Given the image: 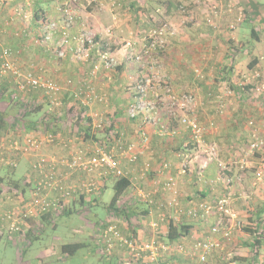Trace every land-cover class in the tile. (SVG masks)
Here are the masks:
<instances>
[{"label": "crops", "instance_id": "1", "mask_svg": "<svg viewBox=\"0 0 264 264\" xmlns=\"http://www.w3.org/2000/svg\"><path fill=\"white\" fill-rule=\"evenodd\" d=\"M2 1V5L0 6V66L2 63V51L4 49H9L11 52L10 61L13 63L14 67L23 72V74L30 73L35 77L49 79L63 87L58 98L60 101L59 105L55 108V110L58 108L60 111H63L64 109L67 112L71 106H75L74 109L76 110L77 105L75 103L77 100V95L75 91L80 90L81 88V86H78L79 82L77 80L83 81V78L80 77V74L83 75L81 71L83 70V67H77L70 64L71 62H69V60L72 61L71 54H68V56L65 59L59 61V63L54 61L55 59L49 52L53 49L51 47V41H45L43 45H39L37 44L38 42L34 40V38L37 35H40L42 31L40 18L43 17L44 19L46 18L50 20L59 18L58 8L57 6H54L56 0H25L26 2H24V0ZM197 2L198 0L193 1L194 4ZM172 5L176 6V2H165L162 5L161 3H158L157 7L159 9L156 11L162 15L161 6H164L163 9H165V15L170 16ZM122 6L125 8L123 9ZM119 7L124 11H129L130 13L132 12L131 14L134 16V23L131 19L127 18L123 12H121L119 15L112 14L109 10L111 7L109 9H93L90 13L88 23L92 26L90 32L95 35L94 40L96 42L105 39V31L103 30L104 28L101 27L107 26V24H109L115 28L117 25L115 21H117V19V27H120V35L121 33H124V37L128 36L130 38L131 34L138 33L142 26V13L150 8V6H147V3L145 2L137 4L132 1L126 5L120 3ZM195 8L197 10H201V13L198 11V13L191 16L189 12L185 17L179 18V20L173 19L174 23L169 24V26L174 28L171 30L172 35H169L167 38V53L162 57L165 56L163 58V64L167 72L165 77H167L169 80L168 82L175 89L188 88L189 90L196 93V97H198L197 99L201 101L204 100L206 92L216 91V87L220 85V88L222 89V85L224 87L226 84H229L231 79L229 80V78H227V80L224 81L225 75L228 76V71L225 70L226 64L227 67L229 66V63L226 62V56L228 54L233 56V54L230 51V53H228L227 47H225V42L228 40V33L225 29L226 22H228L230 19L229 16L225 15L220 19L213 18V28L218 29L219 27H225L224 30L219 33L208 28V26L211 25L206 23L207 19L204 18L206 14H204V11L200 8L199 4L195 6ZM112 9L113 8H111V10ZM18 11L24 12L23 15L26 14L27 17H19ZM155 21L156 20L154 17L153 20L147 21V24H151ZM104 22L107 24L104 25ZM78 31V26L74 25L71 30V34L76 35ZM111 31H113V29H111ZM177 33L179 35H177ZM52 37L56 39L58 38V34L54 33ZM131 42L134 43L133 41ZM207 43H212L213 45H210L214 47V50H211L210 48L207 49ZM121 62L122 64L117 66L112 71L108 70L110 72L100 70L96 76L91 77L89 76L90 66H88L89 72L84 73L87 75V80H85L92 84L98 94L104 95V92L107 93L108 91L112 93V102L109 103V105H105L106 110L103 109L105 111H102L100 104L94 107H92L94 105L92 104L90 107H88V111L86 109L85 110L87 116L92 119V124L96 120L106 122L108 121V118L116 121L114 124V130L117 132V136L115 141H111V146L113 148L112 150L116 152V157L120 160L121 168L123 169L126 177L131 180L138 175L139 170L145 163H149L151 165V171L149 172L146 179L141 180L140 182H131L130 188L118 202L123 203L126 201L131 208L128 221L123 218L121 221L122 228L126 229L124 233H131L129 232L130 228L128 224L129 222H135V226L133 227L134 232L132 233L138 237V239H149L150 237L154 236L151 233L152 231L150 230L149 223L153 220H157V214L159 212L158 206H161L160 211L165 214L166 219L164 222L159 223V231L156 233V236L157 238H161L162 242L166 241V235L170 223H172L173 226H176L177 224L185 226V229L181 231L182 236L176 242L185 244L186 248H188L194 240L214 238V236L211 235L209 231L212 224L217 221L216 213L213 212L210 218L203 221L189 217L186 215V210L198 206L201 203H208L214 207L213 203H215L219 197L217 194L220 195L218 191H220V188L226 189L224 184L220 182L216 183L215 181L219 174L218 161L228 164L226 162L233 159L237 162V156L240 155V152H244V148L248 146L250 129L246 128L245 130H242L239 126L242 120L241 111L243 107H245L244 95L238 91H234V93H236L235 95L239 98V100L236 102L237 110L233 113L232 117H228L227 115L221 119L223 126L227 122H232V124L228 123V126H226V128L228 127L227 129L224 128L221 131L215 130L214 133H212V131L210 133L206 132L208 135L204 137V140L206 141L204 142L211 143L208 142L209 139L213 141L211 144L215 145L217 150L216 160L208 161L207 159L202 160V158H199L197 161H195V163L191 162L190 168L187 169L184 175H179L177 170L179 162H177V158H179L180 154L184 152L181 151L182 149L176 150L178 147L174 142L175 136H160L157 127L153 126L147 131L150 138L149 143L144 149H141L138 142V132L136 129H133L132 125L137 122L138 119L132 120L122 117L120 109L122 105L126 106L127 102L125 101V97L123 96L121 90L125 84L124 76L126 73V67L124 65L126 61L122 60ZM232 65L233 74L231 76L234 77L237 76L239 68L242 67H240V65H238V63L235 61H233ZM245 69H249V67L247 66ZM196 71L202 74V76H200L202 78L203 75L206 77L212 76L214 82L209 80L207 82H199L195 78L196 75L194 76V72L196 74ZM67 80H72L74 82V85L71 87V89L66 86L65 82ZM17 88L18 84L16 86L15 81L10 74L2 75L0 72V142L7 143L9 140H17L18 138H22L27 134L39 132L37 125L39 126L41 124V119L44 116L47 117L46 115H50V118H52V115L48 114V111L53 112L54 108H51L49 101H47L46 98H43V93L41 91H32V93H41V98L34 99L35 97H33V99H29V97H25L24 94H21L22 92L17 91ZM10 91L13 92V96H10ZM28 92L29 91L25 92L26 96L29 94ZM29 103H33L36 105V107L41 106V109L39 112L32 113L29 116L21 119L20 115L23 111L22 105ZM246 108L252 110L256 109L250 108L249 106H246ZM258 109L259 112H261L260 110L263 108L260 107ZM204 112L205 111H203V113ZM253 113H255L256 118H258L257 115L259 113ZM260 114L262 115V112ZM68 115L69 114L64 115L58 113L55 118H58V123H63V119H66ZM158 119L159 118L156 117L157 121L160 120ZM203 119L205 121L209 120L207 117H203ZM45 120L47 122L48 119ZM256 125L259 129V132L262 134L263 125L257 122ZM36 128L38 129L37 131L35 130ZM93 132L95 133V131ZM113 132L110 134L112 135ZM186 135L188 138L187 132L180 130L176 136H178L177 138H185ZM64 139L65 141L70 139V136L67 135V132L64 135L62 133V140ZM185 141L183 140V145ZM129 143L136 145L135 153H137V160L135 162H129L127 159V154L124 152V149ZM67 145H69V143L64 144L62 142H56L54 144L46 145L45 147L42 146L43 148L40 152L47 155L49 158L58 160L59 158L68 156L71 144L69 147H67ZM31 160V158H21L18 169H20L22 166L28 168L31 164ZM163 162H168L170 164V169L161 174L158 173V170L159 166ZM0 167L3 169L8 168L2 165H0ZM226 174L230 177L231 169ZM167 176L173 177L175 181L177 191L176 198L179 203V211L168 206V202L171 198L166 196L162 189L164 179ZM254 184L255 182H252L253 187H259L260 182H258L257 186H254ZM227 191L228 190L226 189L225 193ZM145 194H149V199L152 201V204L145 203V200L141 198V195ZM239 195L240 194L237 196ZM95 196L97 195H91L88 199H85V201L88 202L91 200V197ZM235 196L236 195L233 194V199ZM239 199L240 197H237L233 200V203L234 201L236 202L234 203L233 208L230 209L229 214L233 216L235 222L239 223L241 221L243 222V220H246V223L249 224L250 220L248 218L252 217V221H257L259 223V230L264 235V207H259V209L252 208V211H248V214H245L246 210L243 212L239 209L242 208V204L238 201ZM98 201L100 200L98 199ZM86 202L83 201L82 205L78 199H74L70 203V211L72 212L71 215H65L62 218L72 217V215L76 212L77 206L85 207L87 204ZM9 207L10 204L8 202L7 205L3 203L0 208V214L4 209ZM39 224L45 228L47 222L39 219L38 221L30 223L29 227L31 228H28V231H31L29 232V236L26 237L27 240H30V238L31 240H34L39 236L40 233H34V230L39 227ZM23 237L25 240V235H22L20 239L22 240ZM91 238L92 236L89 239L90 241H95V239L93 240ZM13 239L17 241L18 237L14 236ZM252 241L253 239L247 234L246 231H244V229L235 230L231 244H229V247H227V249H233V251L230 252L233 257L229 263H226V260L229 259H227L228 257L225 255V252H213L208 256L205 264H248L249 262H253V264H264V240H262L263 242L260 245L257 255L252 256V259H250L251 257L249 251H251L250 248ZM78 242L80 241L76 240L69 243ZM97 250L98 249L95 244V251L97 252ZM115 251L117 252L116 249ZM94 255L97 254L95 253ZM117 261L118 260L116 259L115 255H112L110 259L111 264H115ZM127 261H129L128 258ZM41 262H43V260ZM195 262L196 260L191 259L186 254H183L167 257L164 264H193Z\"/></svg>", "mask_w": 264, "mask_h": 264}, {"label": "built area", "instance_id": "2", "mask_svg": "<svg viewBox=\"0 0 264 264\" xmlns=\"http://www.w3.org/2000/svg\"><path fill=\"white\" fill-rule=\"evenodd\" d=\"M79 0H63L62 4L58 7L59 18L52 19L49 23L43 25V31L41 37L43 42L51 41L52 46H56L54 56L57 59L66 57V53L69 47V39L71 35V29L76 22V9ZM201 1V0H199ZM198 1V3H199ZM0 0V6L2 5ZM119 5V4H118ZM113 4L112 6H118ZM205 6L203 0L199 3V6ZM207 8V7H206ZM233 5L230 3L225 5L224 8H219L217 5L209 3L208 10L210 14H206V19L210 27L213 26V18H221L232 12ZM184 10L183 7L179 8ZM20 13H18V16ZM24 18L26 16L24 15ZM240 21V17L237 19ZM169 27V25H167ZM166 25L157 26L156 29H152L146 35V44L144 50H140L138 54L130 53L129 59L140 62L143 56L152 51H158L166 44L163 39L165 35H172L170 29ZM235 22L231 21L227 30L229 32L234 31ZM54 33L59 35L58 39H54L52 36ZM76 41L77 46L74 50V56L79 57L81 55L82 60H87L89 57V51L94 47V39L85 37L81 34L77 38H73ZM38 42V41H37ZM41 43V41H40ZM107 49V47H106ZM128 49L133 51V48L128 44ZM55 50V47H54ZM53 51V50H52ZM144 53V55H142ZM11 52L9 49H4L1 53L2 63L0 66V72L2 75L10 74L14 79L21 77L26 81V84L18 83V89L23 90H42L43 95L49 101L50 106H58L57 98L55 95L59 91V87L51 80L35 77L32 74L21 76L19 71L14 67L10 61ZM98 63L103 65L106 70L112 68V59L106 51L98 52ZM97 62V61H96ZM94 63L91 68L90 75H96L98 66ZM246 73L242 75L241 79L237 82V86L241 91H251L256 97L262 96L264 99V73L260 67L256 65L254 68L246 69ZM197 76L199 72L196 71ZM132 90L135 94L134 102H132L126 110L127 116L134 119L138 116L142 117V124L138 130V142L141 149H144L149 143L148 134L145 131V125L153 122V126L157 127L160 136H174L177 134V130L171 126L170 123L177 122L178 125L187 130L190 133L191 142L198 148H200L207 156L208 160L214 161L217 158L216 148L212 145H207L203 141L204 129L188 115H180L179 119H176L174 113L169 115V121L167 124L156 123V117L150 118L148 112L156 109V103H164L168 110H172L173 107L180 109H186L192 104H196L195 98L190 93H183L181 96L174 95L172 89L168 85L161 86V95L155 93L153 85L150 84L148 77L138 78L134 80ZM70 83V81H69ZM17 84V83H16ZM227 89V88H226ZM229 90V88L227 89ZM153 94L156 99V103L147 101L149 94ZM105 103V97L97 94L93 88L86 87L82 93V104L90 107L93 103ZM222 106L219 105V112L221 113ZM154 114L155 111H153ZM264 116V112H263ZM264 122V120H263ZM263 132L259 133V129L253 120L248 121V127L250 129V137L248 141L247 154L258 155L254 171V182H260L264 172V123ZM53 142V136L51 133H45L39 138L34 136H26L24 142L21 144L18 140H9L6 142H0V165L15 169L17 164L14 160L15 157H34L31 163V172L35 176V187L30 192L29 196L23 197L22 195L4 194L0 197V208L2 204H10L9 208L4 209L0 214V233H7L9 236L21 237L27 232L29 223L36 221L44 214L51 212H60L69 200H71L75 194L84 195H97V192L103 186L104 180L107 177L121 178L126 177L123 169L121 168L120 161L114 157L111 151H106L104 147L95 146L91 150H75L71 154L69 159L47 158L39 154V151L44 144ZM10 156V157H7ZM124 152L127 154L129 162H135L137 160V153H135V145L129 144L126 146ZM228 165L218 161L219 174L215 179L216 183L220 182L225 187H230L231 178L227 176V172L230 171ZM170 169L168 162H163L159 166L158 173ZM178 174L184 175L187 171V163H182L178 167ZM151 171V165L145 163L139 170L138 178L140 180L146 179ZM85 175L83 181L73 180L74 175ZM135 180V178H134ZM131 182H134L131 179ZM162 189L166 193H170L176 197L177 191L175 187V181L173 177L167 176L164 179ZM227 189V188H226ZM140 197V196H139ZM175 197H172L168 202V206L179 211V203ZM141 198L145 200V203L152 204L148 195H141ZM230 196L223 197L217 200L211 206L208 203H201L198 206L189 208L186 210V215L191 218L199 220H207L210 218L213 212L217 214V221L210 227V234L214 238H205L202 240H194L188 248L183 243H167L157 240V234L159 231V223L165 221L166 216L160 211L161 206H158L157 220H153L149 223L151 233L154 235L149 239H128L126 238L115 225V221L112 217L108 220V226L102 231L101 238L104 244L105 252L110 254L115 249H123L125 254L129 257V262L133 264H158V261L166 252H176L179 254H186L190 258H195L198 264H205L208 256L212 252H217L223 249L224 245H228L232 239V230L241 229L239 222H234L233 216L229 214L227 209ZM15 200V201H14ZM22 234V235H21ZM21 242L27 243L22 238ZM128 261L124 264H131Z\"/></svg>", "mask_w": 264, "mask_h": 264}, {"label": "rangeland", "instance_id": "3", "mask_svg": "<svg viewBox=\"0 0 264 264\" xmlns=\"http://www.w3.org/2000/svg\"><path fill=\"white\" fill-rule=\"evenodd\" d=\"M131 1L134 3H137V4L145 2V3H147V6H150V8L148 10H146L145 12L142 13V18H141L142 26H141L140 31L138 33L131 34L130 38L127 36L128 37L127 38V37H124V35H125L124 33H121V35H120V32H119L120 27L119 28L117 27L118 19H117V21H115V23H117L115 28H113L112 26L107 24L106 23L107 21H106V22H104L105 23L104 25L107 24V26L101 27V28H104L103 30L105 31V35H106L105 39L98 41L97 42L98 44H96L97 51H99V52L100 51H106V53H108V55H110V57L112 59V62H111L112 68L109 69L110 71H112L117 66L122 64V62H121L122 60L126 61L125 65H124L126 67V73L124 76L125 84H124L123 88H121V90H122L123 96L125 97L124 99L127 102L126 105H128V106L132 102H134L135 94L132 90L133 83L135 82L134 80L138 79L140 77L141 78L148 77L150 84L153 85L152 91L160 94L161 95L160 98L164 99V96H162V92L160 91V88L163 84L171 85L168 82L169 80L167 79V77H165V74L167 73L165 70L164 64H163V58L165 56L162 57L164 54L166 55V53H167L166 52L167 51V45L166 44H167V38L169 37V35L164 36L165 39H163V41L166 44L164 45L163 48L159 49L158 51H152L151 53H147L145 55L143 53L142 55H144V56H143L142 61H140V62L130 60L129 59L130 53L134 52L135 54H138V52H140V50L142 48H143L142 49V51H143L145 49L144 46L146 44V39H145L146 35L148 34V32L150 30L156 29L157 26H159V25L160 26H162V25L167 26L170 23L173 24L174 23L173 19L179 20V18L185 17L189 12H190L191 16L198 13V11H199V13H201L200 12L201 10H199V9L197 10L195 8V6H197L203 0H201V1L198 0L199 3L197 2L195 4L193 3L194 0L193 1H191V0H79L78 6L76 9L77 23L74 24V25L78 26L79 31L76 34L75 38H77L81 34L85 35V37H88V38H92V39L95 38V35L92 32H90L92 26L89 25V23H88L89 18H90V13L93 9H99V8L109 9L111 7V8H113L112 10H114V11H112L111 8L109 9L112 14L119 15L121 12H123L126 15V17L131 19L134 23V16L131 14L132 12L130 13L129 11H124V10L120 9V7H119L120 3H123L124 5H126L127 3H131ZM204 1H205V6L207 8H208L209 3L217 5L219 8H224V6L229 4V3L231 5H233L232 12L226 14L229 16L230 19L228 20V22H226V29L225 30L228 33V35H227L228 40H226L227 42H225V45H226L225 47H227L228 53L230 51L233 54L234 61L236 63H238V65H240V67H242V68H239V72H238L237 76L232 77V76L228 75L227 78H229V80L235 79L236 83H237L239 81V78L241 79L242 75L246 73L245 67H247L254 60H256L258 62V66L260 67L261 71H263V73H264V27H256L255 28V36L251 35V28L248 25H246V23L244 21V18H246V13L244 12L243 7L240 5L238 0H204ZM256 1L260 7H264V0H256ZM24 2H26V1L24 0ZM62 2H63V0H56L54 6H57V8H58L62 4ZM165 2H170V3L176 2V6L172 5V11H171L170 16L165 15V9H163L164 6H161V8H162L161 14L162 15H160V13L158 11H156L157 9H159L157 7V4L161 3V5H162ZM113 4H116V5L119 4V5L113 7L112 6ZM180 7H183L184 10H180L179 9ZM188 7H189V9H188ZM206 7L204 8L203 5L200 6V8L204 11V14L208 15V14H210V11ZM122 8L124 9L125 7L122 6ZM191 10H193V11H191ZM18 13H20L19 17L24 16V15L26 16V14L23 15L24 12L18 11ZM204 14H202V15H204ZM224 16L225 15H223L222 17H224ZM262 16H264V14H262ZM154 17H155L156 21L152 22L151 24H147V21L153 20ZM238 17H240V21L237 20ZM204 18H206V16H204ZM218 19H220V18H218ZM231 21H234L236 26H235L234 31L229 32L227 30V26ZM173 26H175V25H173ZM168 28L170 29V32H171V30L174 27L169 26ZM208 28L211 29L212 31H217V32L221 33L225 27H219L218 29L217 28L215 29L213 27L208 26ZM111 29H113V31H111ZM111 32H112V34H111ZM178 32H179V30H178ZM177 35H179V34L177 33ZM111 36H112V38H111ZM34 40L37 41L36 38ZM38 40H39V38H38ZM131 41H133L134 43H132ZM74 42H75L74 47L72 49H68L67 53L69 52V54H71L72 61L69 60V62H71L70 63L71 65H75L77 67H83L82 68L83 70H81L83 75L80 74L81 75L80 77L83 78V81L77 80L79 82L78 86H81V88H80V90L75 91L76 95H77V99L79 101H82V93L85 91L86 87L93 88V90L96 92V90L92 86V84H90L86 81L87 75L84 72L88 73L89 71H91V67L93 66V63L95 61H97L96 64L98 66V70L96 72V75L100 70H103V69H104L103 71H105V72H110V71L106 70L103 67V65H100L98 63L99 59L95 55H92V52H89V57L87 58V60H82L81 55H79L78 58L75 57L74 56V50L77 46V43H76V41H74ZM94 42H95V40H94ZM38 43L40 45L44 44V42L40 43V41H38ZM128 44H130L132 46L133 51H130L128 49ZM210 44H212V43H207V45H206L207 49L210 48L211 50H214V47L212 46L213 44L212 45H210ZM101 45L103 46L102 48H101ZM51 47L53 48L52 49L53 51L51 50L49 52L51 53V55H54L55 51H56V46H51ZM54 47H55V50H54ZM106 47H107V49H106ZM233 49H235L236 52ZM65 58L66 57L61 58V59L55 58L54 61H57L59 63V61L65 59ZM88 66H90L89 71H88V69H89ZM225 70L228 71L227 66L225 67ZM19 73L21 74V76L22 75L26 76V75L30 74V73L23 74V72H21V71H19ZM232 74L233 73L231 72L230 75H232ZM96 75H94V76H96ZM201 75L199 72V76H197V74H195V72H194V76L199 82H207L208 80L214 82L212 76L206 77L203 75V78H202V77H200ZM89 76H91V75L89 74ZM91 77H93V76H91ZM13 80L15 81V84L16 83L17 84L23 83V85L26 84V81L23 80L21 77H19V79L13 78ZM69 81H70V83H69ZM65 83H66V86L70 89L74 85V82L72 80H67ZM17 84H16V86H17ZM57 86L60 89L57 92V94L55 95V98H57V102L59 103L60 101L58 100V98H59V94L61 93L63 87H61L59 84H57ZM220 87H221V85L217 86L216 91L206 92L204 100L199 101L197 99L198 97H196V93L189 90L188 88H177V89H175L171 85L170 88L172 89L174 95L181 96V94H183V93H190L195 98L196 104L194 103V104L188 106V108H186V109H180L178 107H173L172 110H168L164 103L163 104L162 103H156L155 102L156 101L155 96L151 93V94H149L147 101H149L151 103H153V102L156 103V109L153 110V111H155L156 114H154L153 111H150V112H148V115L150 118L157 116V118L160 119V120L158 119L159 121H156L157 124L163 123V122L165 124H167V122L169 121L168 117L172 113L175 114L176 119H179L180 115L186 114L190 118H193L204 129L203 130L204 136L208 135V134H206V132L210 133L212 131V133H214L215 130L221 131L224 128H226V126H228V123H229V122H227L223 126V123L221 122L222 117L227 116V115H228V117H230V116L232 117L233 113L237 110L236 102L239 100V98H238V96L235 95L236 93H234V91H232L230 89L227 90L229 88L228 84H226V86H224V87L222 85V89ZM16 90L21 92L18 88ZM27 91L28 90H26V91L23 90L21 94H24L25 97H29V99L30 98L33 99V97H35L34 99H37V98L39 99L42 97L41 93H32V92H28L29 96L28 95L26 96L25 92H27ZM99 95H102V94H99ZM243 95L245 97V104H244L245 107H243V109L241 111L242 120H241V123L239 125L240 128L242 130L249 128L248 127V121L249 120H253V122H255V123L257 122L259 124H263L264 123L263 122V120H264V116H263L264 99L262 98V96L256 97L249 90H246V92H244ZM103 96L105 97L106 102L105 103L95 102V103H93L94 105L92 107L100 104L102 111H105L106 110L105 105H107V104L109 105V103L112 102V93H110V91H108L107 93L104 92ZM219 105L222 106V108H220L221 113L218 110ZM122 106H125V105H122ZM246 106H249L250 108H256V109L255 110L248 109V108H246ZM50 107L54 108L53 110L55 111L56 115L58 113L64 114V115L66 114V110H64V109H63V111L62 110L60 111V110H58V108L55 110V108L57 106H50ZM260 107L263 108L262 110H260L262 112V115L260 114L261 112H259V109H258ZM125 108H126V106L124 107V109ZM103 109H105V110H103ZM203 111H205V112L203 113ZM253 112L259 113L257 115L258 118H256V115ZM122 115L124 116L123 118L128 119L126 111H125V113H122ZM203 117H205V118L207 117V118H209V120L205 121L203 119ZM129 119H131V118H129ZM135 119H138V120H137V122H135L132 125H133V129H136L138 132L139 128L142 127L141 126L142 117H138ZM163 120H165V121H163ZM101 122L102 121H100V120H96V121H94L93 125L97 127L98 125L101 124ZM229 124H232V122ZM171 126H173L177 130V134H178V131L183 130L178 125V123L176 121L173 122ZM152 127H153V122L151 121L149 124L147 123L145 125V131L147 132ZM183 131H185V130H183ZM177 134H175V135H177ZM174 136H167V137H174ZM148 138H149V135H148ZM149 141H150V138H149ZM187 141H188V139H186V141L183 145V148H181L182 149L181 151H183L184 153L180 154L179 158H177L178 159L177 162H179L178 167L182 163H187V169H189L191 166V162L195 163V161H197V159H199V158H202V160H204V159L206 160L207 156L205 154H203V152L200 148L196 147L195 145H191L190 141H188V142ZM174 142H175V139H174ZM208 142L212 143L213 141L211 139H209ZM133 143H129V144H133ZM211 143H206V144L212 145L215 147V145H213ZM244 149H245V151L242 153L240 152V155L237 156L238 157L237 162H236V160H233V159L226 162V163H228L227 167H229L231 169L230 178H231L232 182H231V185L229 188L226 187L227 190L228 191L230 190V191L229 192L227 191L228 193L227 192L225 193L226 189L220 188V191H218L220 195L217 194V196H219L218 200L222 199L223 197H226V196L231 197L229 205L227 207L229 212H230V209L233 208L234 203L236 202V201H234V203H233V200L236 199L237 197H240V199L238 201L242 204L241 205L242 208H239V209L243 212L246 210L247 212L245 211V214H248V211H252L251 210L252 208L253 209H259V207H262V208L264 207V172H263V176H262V179L260 181L259 187H253L252 182L255 181V180L253 181V178H254V171H255L256 163L258 160V155H250V154L248 155L247 154L248 146L245 147ZM185 151H186V153H185ZM216 153H217V150H216ZM112 154L114 155V157H116V152L114 150H112ZM208 161H211V160H208ZM224 161H226V160H224ZM243 161L245 164L243 163ZM19 165L20 164H18V166L15 169H9V168L3 169L2 167H0V185L1 186H5V185H7V186L9 185V187L12 186V184L15 180L21 179L26 174L27 170H29V167L27 168L25 166L24 167L22 166L20 169H18ZM178 167H177V169H178ZM85 178L86 177L83 174L76 175V176L72 177L73 180H80V181H83ZM134 178H135V180H134ZM134 178H133L134 182H140L141 181L138 178V175ZM107 180H108L107 186L105 189L102 190V192L100 191V196H101L99 199L100 201H98L96 206L91 207L89 205L87 208L77 206L76 212L72 215V217H70V218L60 217L59 219H57L55 221V224H56L55 227L53 226V224L52 225L48 224L45 226V228H43L39 224V230H41V231L43 229L44 230L39 234L38 237H36L34 239V241L32 240V242H28V241H27V243L21 242L22 240L19 237L16 241L13 239L14 236H9L5 232H3L2 234L0 233L1 234V238H0V264H38L37 263L38 259L43 260L42 264H109L107 262H103L102 260L99 261L97 259L98 255H94L96 253L95 243L92 240L90 241L89 240L90 236H88L90 234V229L94 223H96L98 221H104L108 217L107 216L108 214H106V212H105L104 206H106L109 203V201L113 195V190H112L113 178L110 179V177H108ZM203 185H205V184H203ZM257 185H258V182L256 184H254V186H257ZM9 193H11V192H9ZM164 193L166 194V196H169L170 198L175 197L174 195H171L170 193H166V192H164ZM233 194L236 195L234 197V199L232 197ZM238 194H240V195L237 196ZM25 196H28V193L25 194ZM176 196H177V194H176ZM95 197H97V196H95ZM216 216H217V214H216ZM121 218H117V217L113 218V220L115 221L114 223L115 224L118 223V227H119L121 233L123 235H127L126 233H124L126 231V229L122 228L121 221L123 219H121ZM133 223H135V222H133ZM95 225H98V223H96ZM240 225H241L240 226L241 229H243L245 226H248V224L246 223V220H243V222L241 221ZM234 231L235 230L233 229L232 230V239H233ZM232 239H231V241H232ZM30 240H31V238H30ZM76 240H78L80 242L81 241H87L86 247L84 249L80 250L73 257H67V256L65 257V256L60 254V246L62 244H66V243L73 242ZM157 240L162 241L161 238H157ZM229 244H231V242ZM228 245H224L222 250L217 251V253L225 252V255H227V257H228L227 259H229V260H226V263H229V261L233 257L230 254V252H232L233 249L232 250L227 249V247H229ZM112 255L113 256L115 255L116 259L118 260L115 264L127 262L128 257L125 254L123 249H117V252L115 251V254L113 252ZM119 258H120V260H119ZM193 259L195 260V258H193ZM131 264H133V262ZM177 264H185V263H177ZM193 264H198V263L195 262Z\"/></svg>", "mask_w": 264, "mask_h": 264}, {"label": "trees", "instance_id": "4", "mask_svg": "<svg viewBox=\"0 0 264 264\" xmlns=\"http://www.w3.org/2000/svg\"><path fill=\"white\" fill-rule=\"evenodd\" d=\"M238 2L243 7L244 12L246 13V18H244L245 23H246V25H248L251 28V35L255 36V28L256 27H264V16H262V14H264V7H260L256 0H238ZM40 19L39 20L41 21V29H43V25L49 23L52 20V19L50 20V19H46V18H45L46 19L45 20L43 17ZM42 31H41L40 35H37L35 37L37 39V41L43 42V38L41 37ZM75 36L76 35H73V34L70 35L69 47L71 49L74 47L75 42H74L73 38H75ZM58 37H59V35H58ZM38 38H39V40H38ZM94 43H95L94 47H92L89 52H92V55H95L98 58V52L99 51H97V46H96V44H98V43L96 41ZM37 44H39V43H37ZM102 47L103 46L101 45V48ZM233 50L236 52L235 49H233ZM100 52H104V51H100ZM68 54H69V52L66 54V57L68 56ZM52 56L54 59L56 58L54 55H52ZM232 60L234 61L233 56L228 54L226 56V62L229 63V66H228V69H229L228 75L229 76H231L230 74H231L232 69H233V65H232L233 61ZM94 63H93V65H94ZM257 63L258 62L256 60H254L252 63H250L248 65V67L254 68L257 65ZM226 66H227V64H226ZM225 80H227L226 75H225L224 81ZM164 85H166V84H163L162 86H164ZM228 85H229L230 90L235 91V92L238 91L242 94L244 93V91H241V89L237 86L235 79L230 80ZM168 86H171V85L168 84ZM28 91L29 92L41 91L43 93V91L39 90V89L28 90ZM9 93H10V96H13L12 91H10ZM43 98H46V97L43 95ZM75 104L77 105V109L75 110L74 109L75 106H71L70 109H68L66 112V114H69L66 118L67 120L64 118L63 123L57 122L58 118L57 119L55 118L56 114H55L54 110H53V112L48 111V114H51L52 118H50V115H46L47 117L44 116L41 119V122H40L41 124L39 126L37 125V128L39 129L40 133L34 132L32 134H27V135L23 136L22 138L21 137L18 138L17 140L19 141V143L22 144L24 142V138L26 136H34L35 138H39L40 136H43V134H45V133H51L53 136V142L49 143V144H54L56 142L57 143L62 142L64 144L69 143V145H67V147H69L71 144L68 156L62 157L59 159H69L71 154H73V152L75 150L87 151V150L93 149V147H95V146L104 147L106 151H111L113 149L111 146V141L112 140L115 141L116 136H117V132H115V130H114V124L116 121H113L111 118H108V116H107L108 121H106V122L102 121L101 124L96 127L92 124V122H91L92 119L87 116L86 110L88 111V107L84 106L82 104V101H79L78 99L76 100ZM127 106L128 105H126L125 109H124L125 106L121 107V109H120L121 115H122V113H125ZM40 109H41V106L36 107V105H34L33 103L22 105L23 111L20 115L21 116L20 118L22 119L24 117L29 116L32 113H37L40 111ZM122 117H124V116L122 115ZM138 117H141V116H138ZM138 117H136V118H138ZM45 119H48L47 122ZM50 119H52L53 121ZM134 119H132V120H134ZM37 123H39V122H37ZM37 128L35 129L36 131L38 130ZM93 131H95V133ZM66 132H67V135L70 136V139L68 141L67 140L65 141V139L62 140V133L64 135ZM111 132H113L112 135L110 134ZM185 132H187L188 138H187V135L185 136V138H177L178 136L175 135V145L178 147V148H176V150L183 148V140L185 141V139H188V141H190L191 145H194L190 140V133L187 130H185ZM204 137L205 136L203 135V141H204ZM49 144H44V147L46 145H49ZM42 148L43 147H41V149ZM41 149H40V151H41ZM40 151H39L40 155L49 158L47 155L40 153ZM21 158H24V159L31 158L32 160L30 163H32L34 160V157H19V156L15 157L14 160H15L17 166L20 163ZM34 177L35 176L31 172V164H30L29 170H27L26 174L21 179L15 180L13 182L12 186L9 187V185L8 186L7 185H5V186L0 185L1 186L0 187V197L3 196L4 194H11V195L14 194L17 196L22 195L24 197L25 194H27V193L29 196L30 192L35 187L36 180ZM107 178L104 180L103 186L97 192V197H91V200L86 202L85 199H88L90 196L84 195V194H75V195H73L74 197L71 200H69L66 204H64V206L60 212L56 211V212L44 214L40 217V220L42 219L45 222H47V225L53 224V226L55 227V225H56L55 220L57 218L63 217L65 215H68V216L71 215L72 212L70 211V209H71L70 203L74 199H78L80 204H82L83 201L86 202L87 203L85 206L86 208L89 205L91 207L96 206V204L98 203V199H100V197H101L100 191L102 192V190L105 189L107 186V181H108ZM111 178H113V184H112L113 195H112L109 203L106 206H104V209L106 210V214H108L107 215L108 217L104 221L96 222V223H98V225H95L96 223H94L90 229V234H89L90 237L92 236L91 239H93V240L95 239L94 243L96 244L97 249H98L96 254L98 255V257H100V258H98V260L99 261L102 260L103 262H107L109 264L111 263L110 259H111L112 253L115 250H113L110 254H107L105 252V248H104L105 246H104L102 238H101V233L108 226V220L110 217H112V218H115V217L121 218L122 217L123 219H126L128 221V216H129V213L131 210L130 205H128L126 201L123 203H118L121 200L122 196L125 195L127 190L130 188L131 180L128 179V177L114 178L111 176L110 179ZM9 192H11V193H9ZM25 197H27V196H25ZM85 207H83V208H85ZM248 219L250 220V223L248 224V226H245L243 229L253 239L252 244H251V248H250L251 251H249L250 252L249 254L251 257L250 259H252V256L257 255V252L260 249V245L263 242L262 240H264V235L259 230V228H260L259 223L257 221H252L253 220L252 217L248 218ZM38 220H39V218L36 221H38ZM30 223H32V222H30ZM115 225L117 226V229L120 231V229L118 227V223H116ZM128 226L130 228L129 232H131V233H127V235H124V236L128 239H135V240L137 239L138 240V237H136L132 233V232H134L133 227L135 226V224L132 222L131 223L129 222ZM29 228H31V227H29ZM38 228L39 227H37L34 230V233H41L42 232ZM183 229H185V226H183V225L177 224L176 226H173L172 223H170L169 228H168V232L166 235V241H163V242L175 243L182 236L181 231ZM30 231L31 230H29L27 232V234L26 233L23 234V235H25V241L32 242V240L26 239V237L29 236ZM86 245H87V241H81L78 243L62 244L60 246V254L65 256V257L66 256L67 257H73L80 250L84 249L86 247ZM175 255H182V254H179L176 252H171V251L166 252L160 258L158 263L164 264L167 257L175 256ZM128 259H129V257H128ZM161 260H162V262H161ZM41 261H42L41 259H38L37 263L42 264ZM130 262H132V261H130ZM172 264H175V263H172ZM248 264H253V262H249Z\"/></svg>", "mask_w": 264, "mask_h": 264}]
</instances>
